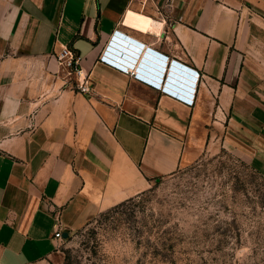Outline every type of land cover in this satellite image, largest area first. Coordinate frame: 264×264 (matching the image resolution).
Masks as SVG:
<instances>
[{
	"label": "crops",
	"instance_id": "1",
	"mask_svg": "<svg viewBox=\"0 0 264 264\" xmlns=\"http://www.w3.org/2000/svg\"><path fill=\"white\" fill-rule=\"evenodd\" d=\"M117 35L198 69L194 102L115 66ZM222 148L264 172V0H0V264H63L60 225Z\"/></svg>",
	"mask_w": 264,
	"mask_h": 264
},
{
	"label": "rangeland",
	"instance_id": "2",
	"mask_svg": "<svg viewBox=\"0 0 264 264\" xmlns=\"http://www.w3.org/2000/svg\"><path fill=\"white\" fill-rule=\"evenodd\" d=\"M63 264H264V172L208 150L58 243Z\"/></svg>",
	"mask_w": 264,
	"mask_h": 264
},
{
	"label": "built area",
	"instance_id": "3",
	"mask_svg": "<svg viewBox=\"0 0 264 264\" xmlns=\"http://www.w3.org/2000/svg\"><path fill=\"white\" fill-rule=\"evenodd\" d=\"M115 42L120 50L119 55H115L113 58L115 66L162 91L170 92L190 103L194 102L202 78L198 69L167 54L155 53L147 56V50L140 58L143 46L133 42L130 37L117 35ZM146 57L149 58V61L145 60ZM58 59L69 74L77 76L75 83L77 90L83 93H92L90 76L81 66L82 55L65 45L59 52ZM54 238L58 243L66 238L61 225L55 230Z\"/></svg>",
	"mask_w": 264,
	"mask_h": 264
},
{
	"label": "trees",
	"instance_id": "4",
	"mask_svg": "<svg viewBox=\"0 0 264 264\" xmlns=\"http://www.w3.org/2000/svg\"><path fill=\"white\" fill-rule=\"evenodd\" d=\"M138 45H142L141 43H137ZM143 46V45H142ZM146 53H147V56H150V55H152V54H155V53H157L155 50H153V49H151V48H147V51H146ZM166 55V54H165ZM123 203V202H122Z\"/></svg>",
	"mask_w": 264,
	"mask_h": 264
},
{
	"label": "water",
	"instance_id": "5",
	"mask_svg": "<svg viewBox=\"0 0 264 264\" xmlns=\"http://www.w3.org/2000/svg\"><path fill=\"white\" fill-rule=\"evenodd\" d=\"M145 60L149 61V58L146 57ZM68 235H69V231H66V232L64 233V236H65V237H68Z\"/></svg>",
	"mask_w": 264,
	"mask_h": 264
}]
</instances>
